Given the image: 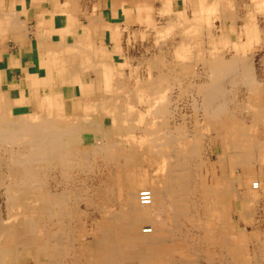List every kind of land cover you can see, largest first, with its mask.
<instances>
[{
	"label": "bare ground",
	"instance_id": "6f19581e",
	"mask_svg": "<svg viewBox=\"0 0 264 264\" xmlns=\"http://www.w3.org/2000/svg\"><path fill=\"white\" fill-rule=\"evenodd\" d=\"M32 2L52 80L0 70V264H264V0Z\"/></svg>",
	"mask_w": 264,
	"mask_h": 264
},
{
	"label": "crops",
	"instance_id": "0c3cea01",
	"mask_svg": "<svg viewBox=\"0 0 264 264\" xmlns=\"http://www.w3.org/2000/svg\"><path fill=\"white\" fill-rule=\"evenodd\" d=\"M0 0V70L6 73L4 90L10 89L13 96L20 94V88H10V83L28 90L34 85L30 77L39 74L44 82L51 83V70L43 66L37 42L41 39L46 22V6L34 5L32 0ZM57 0H50L55 4ZM45 8L44 12L43 9ZM190 8L199 13L198 0H191ZM122 9H113L114 20L121 21ZM34 79L37 77L35 75ZM9 83V84H8ZM19 93V94H18Z\"/></svg>",
	"mask_w": 264,
	"mask_h": 264
},
{
	"label": "rangeland",
	"instance_id": "374dc122",
	"mask_svg": "<svg viewBox=\"0 0 264 264\" xmlns=\"http://www.w3.org/2000/svg\"><path fill=\"white\" fill-rule=\"evenodd\" d=\"M0 201H3L1 197H0ZM249 229H250V228H249Z\"/></svg>",
	"mask_w": 264,
	"mask_h": 264
}]
</instances>
